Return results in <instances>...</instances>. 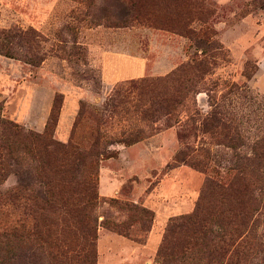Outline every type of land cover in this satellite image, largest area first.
<instances>
[{"label": "rangeland", "instance_id": "374dc122", "mask_svg": "<svg viewBox=\"0 0 264 264\" xmlns=\"http://www.w3.org/2000/svg\"><path fill=\"white\" fill-rule=\"evenodd\" d=\"M186 1L0 0V119L42 134L56 98L60 102L53 139L84 153L81 176H90L99 197L92 212L99 225L96 264H167L157 258L167 224L192 214L204 187L206 176L190 163L206 164L212 176L232 175L236 163L251 157L253 145L264 139V0H198L191 8ZM132 4L136 8L128 16ZM186 14L195 19L191 28L209 30L219 48L206 59L207 74L191 73L188 83H181L188 87L181 96L182 88L169 76L189 58L201 57V42L176 32ZM20 32L29 33L30 51L28 44L21 46ZM107 53L148 62L143 72H135L110 57L105 62ZM130 82L143 87L140 105L151 98L172 105L178 95L182 103L156 123L140 122L133 113L140 96L130 93L123 96L130 112L120 106L111 115L112 92ZM210 115L219 126L204 125ZM19 158L11 162L0 192L23 185L41 194L35 163L24 152ZM77 163L66 157L67 166ZM62 190L70 202L85 194L76 184ZM109 200L152 211L150 231L136 223L126 237L103 227L134 217L131 208L104 202ZM15 208L0 206V229L28 219V210ZM205 212L219 214L218 203L205 201ZM65 216L51 221L60 237ZM257 217L262 247L252 264H264V210ZM68 223L79 226L76 220ZM68 234L81 243L79 231Z\"/></svg>", "mask_w": 264, "mask_h": 264}, {"label": "trees", "instance_id": "16d2710c", "mask_svg": "<svg viewBox=\"0 0 264 264\" xmlns=\"http://www.w3.org/2000/svg\"><path fill=\"white\" fill-rule=\"evenodd\" d=\"M193 5L198 6V0L184 2L186 7L191 8ZM135 8V4L128 8V16L133 15ZM198 21L201 22L202 18ZM194 22V17L187 14L177 21L181 30L176 31L178 34L190 41L201 42V57L196 55L189 58L184 67L169 76L173 83L182 88L181 96H186L188 90L181 83L191 73L207 74L209 69L206 59L219 48L212 40L209 30L196 31L191 28L190 25ZM172 26L175 27L173 21ZM28 34L20 32L19 38L21 46L28 44L30 51L34 46L25 37ZM5 56L14 58L11 53H5ZM24 58L28 63L33 62L26 56ZM37 64L38 62L33 65ZM188 81L186 79L185 82ZM143 92L141 84L136 82H130L128 87L125 84L118 86L109 98L111 115L117 114L120 106L126 114L130 112L123 98L130 93L140 96L133 105L135 119L140 122H158L162 117L175 112L176 106L183 100L178 95L170 105L151 98L145 105H140ZM60 108V102L56 98L42 134L26 132L17 125L0 119V185L9 175L11 162H19V153L24 152L35 163V176L44 187L41 194L30 186L23 185L5 193L0 192V206L16 207L19 211L25 209L29 215L28 219L9 221L1 227L0 264H96L95 241L99 225L92 217V212L99 204V197L94 193L95 182L90 176H81L84 153L53 139ZM209 123L210 126H219L220 120L215 115H210L205 119L204 125L209 126ZM95 143L100 141L96 140ZM252 150V156L242 158L232 169V175L225 177L209 175L206 164L190 163L193 169L206 176L199 203L192 214L169 220L162 246L157 253L158 259L167 264H252L262 247L256 233V223L257 216L264 210V139L257 141ZM55 154L60 155V158L54 159ZM67 156L77 159L78 163L67 166ZM93 176L96 177V171ZM67 184L82 186L85 194L81 193L77 201L70 202V198H65L62 192ZM209 199L218 203L219 214L210 213L208 217L205 201ZM104 202L117 204L122 208L128 207L134 212V217L129 222H104L102 226L106 229L127 237L128 230L139 223L145 232L150 231L154 217L152 211L117 200ZM59 214L66 215L63 218L66 224L60 230L64 237L56 233L51 222ZM67 216L71 219H66ZM72 220L79 222V226L71 227L68 221ZM75 231L80 232V244H74L68 234Z\"/></svg>", "mask_w": 264, "mask_h": 264}, {"label": "crops", "instance_id": "0c3cea01", "mask_svg": "<svg viewBox=\"0 0 264 264\" xmlns=\"http://www.w3.org/2000/svg\"><path fill=\"white\" fill-rule=\"evenodd\" d=\"M111 58L113 60L119 61L120 66H127L128 67H134L135 72H143V69L146 66V63L148 62L147 59L141 58V57H126V56H111L109 53L105 55L104 61L106 62L108 59ZM116 82V81H115ZM152 236H153V231L150 233L149 237V243L148 246H150L152 242Z\"/></svg>", "mask_w": 264, "mask_h": 264}]
</instances>
